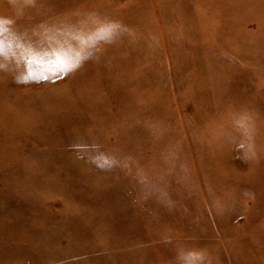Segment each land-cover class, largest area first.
Instances as JSON below:
<instances>
[{"label":"rangeland","instance_id":"obj_1","mask_svg":"<svg viewBox=\"0 0 264 264\" xmlns=\"http://www.w3.org/2000/svg\"><path fill=\"white\" fill-rule=\"evenodd\" d=\"M0 264H264V0H0Z\"/></svg>","mask_w":264,"mask_h":264}]
</instances>
